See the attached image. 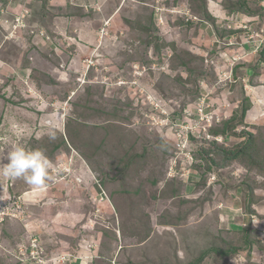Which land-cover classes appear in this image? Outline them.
Segmentation results:
<instances>
[{
    "label": "rangeland",
    "instance_id": "obj_1",
    "mask_svg": "<svg viewBox=\"0 0 264 264\" xmlns=\"http://www.w3.org/2000/svg\"><path fill=\"white\" fill-rule=\"evenodd\" d=\"M14 144L53 179L0 174V264H264V0H0Z\"/></svg>",
    "mask_w": 264,
    "mask_h": 264
},
{
    "label": "clouds",
    "instance_id": "obj_2",
    "mask_svg": "<svg viewBox=\"0 0 264 264\" xmlns=\"http://www.w3.org/2000/svg\"><path fill=\"white\" fill-rule=\"evenodd\" d=\"M51 127L53 130L48 133V136L50 140H55L57 138L54 130L55 125H51ZM4 158L8 162L3 164L0 174L11 180L23 179L29 185L43 186L47 181L53 179L50 174L53 164L40 149L30 150L21 144H14Z\"/></svg>",
    "mask_w": 264,
    "mask_h": 264
},
{
    "label": "crops",
    "instance_id": "obj_3",
    "mask_svg": "<svg viewBox=\"0 0 264 264\" xmlns=\"http://www.w3.org/2000/svg\"><path fill=\"white\" fill-rule=\"evenodd\" d=\"M101 186V185H100ZM102 187V186H101ZM95 190V189H94ZM99 190H102L101 188L99 189ZM98 194H100L99 192H97ZM96 196V195H95ZM97 197V196H96ZM96 200H97V198H96ZM95 200V201H96ZM92 238V235L89 237H87V240H86V242L88 241V242H91L90 241V239ZM94 240V239H93ZM93 240H92V244L94 243L93 242ZM94 241H96V240H94ZM93 246V245H92ZM83 247V246H82ZM84 249H79L78 251H76L78 254H77V257H73L72 256V254H70V252H68V251H66V252H64L63 253V255L64 256H60L59 257V262L61 261H63L62 263H65L66 261H69L70 262V264L71 263H75V264H90V263H92L93 264V262H95V260L94 259H92V256H90L91 254L89 253L90 251H88V250H86V248L85 247H83ZM94 249H95V247H94ZM39 255H41L40 253H39ZM67 257V258H66ZM38 259V258H37ZM65 259H67L66 261H65ZM75 260H77V261H75ZM81 261V262H80Z\"/></svg>",
    "mask_w": 264,
    "mask_h": 264
},
{
    "label": "trees",
    "instance_id": "obj_4",
    "mask_svg": "<svg viewBox=\"0 0 264 264\" xmlns=\"http://www.w3.org/2000/svg\"><path fill=\"white\" fill-rule=\"evenodd\" d=\"M246 109H247V107L244 106V108L242 110V118H245V115L247 114ZM263 159H264V156L258 158V161L261 163L263 161ZM255 164H256V162L253 161L252 165H255ZM100 185L103 187V184L101 182H100ZM250 213H251V210H250ZM245 231H247V229L243 230L242 239L244 238ZM242 239H241V241H242ZM253 246H254V244L250 240H248V235H247L246 243L241 244L240 241H239V243L235 244V245L228 244L226 246V249L225 250L223 249V250L219 251V253H221L224 256H230V255L234 254L235 252L240 253L241 251H244L247 248H252ZM216 252H217V250H216Z\"/></svg>",
    "mask_w": 264,
    "mask_h": 264
}]
</instances>
